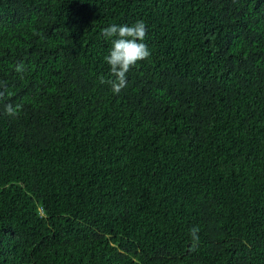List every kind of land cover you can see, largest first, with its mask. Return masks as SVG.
Returning <instances> with one entry per match:
<instances>
[{"label":"trees","instance_id":"trees-1","mask_svg":"<svg viewBox=\"0 0 264 264\" xmlns=\"http://www.w3.org/2000/svg\"><path fill=\"white\" fill-rule=\"evenodd\" d=\"M0 84V264H264V0H0Z\"/></svg>","mask_w":264,"mask_h":264},{"label":"clouds","instance_id":"clouds-1","mask_svg":"<svg viewBox=\"0 0 264 264\" xmlns=\"http://www.w3.org/2000/svg\"><path fill=\"white\" fill-rule=\"evenodd\" d=\"M146 25L143 20H137L133 24H112L101 30V35L110 41L111 47L108 54L104 57L109 66V78L99 77L101 84H107L113 94H119L122 89L127 87V73L137 62L147 59L151 53L146 43ZM17 73L25 71V65L21 62L15 65ZM0 100H3L8 93L7 87L0 84ZM21 108L20 104L13 106L11 103L4 105V111L9 116L18 115ZM199 229L194 227L190 230V235L194 241L193 250L198 242Z\"/></svg>","mask_w":264,"mask_h":264}]
</instances>
